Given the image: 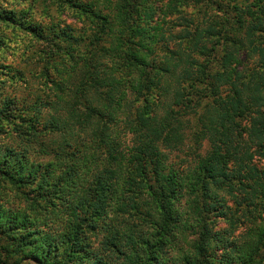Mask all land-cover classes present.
I'll list each match as a JSON object with an SVG mask.
<instances>
[{
  "label": "trees",
  "instance_id": "obj_1",
  "mask_svg": "<svg viewBox=\"0 0 264 264\" xmlns=\"http://www.w3.org/2000/svg\"><path fill=\"white\" fill-rule=\"evenodd\" d=\"M43 7L38 24L0 4V28L47 45L33 102L17 96L26 71L0 62V136L17 140L0 142V264H167L183 238L180 264H264V0ZM88 232L104 234L92 249Z\"/></svg>",
  "mask_w": 264,
  "mask_h": 264
},
{
  "label": "rangeland",
  "instance_id": "obj_2",
  "mask_svg": "<svg viewBox=\"0 0 264 264\" xmlns=\"http://www.w3.org/2000/svg\"><path fill=\"white\" fill-rule=\"evenodd\" d=\"M43 1V2H42ZM40 3H33V0H0L1 7L5 9L9 8L12 10H25L24 15L29 17L30 20L35 21V23L45 22L48 23L50 18L45 16V10L43 7V3L45 0H42ZM169 1V0H165ZM167 4V2H165ZM49 6L48 13L52 15L56 19L57 22L65 23L72 26L83 27L81 22H78L72 14L61 13L54 4L47 3ZM183 11L187 12V15L191 16H201L205 14V9L197 8L195 6H187L183 9ZM1 34L4 35L2 38L5 41L4 47H0V62H7L9 64L13 63L20 68L26 71L27 75V85L23 86V89L17 93V96L25 99L26 97L31 102L35 101V99L39 96L44 98V93L46 91L45 84V75L42 73L43 68V58L45 56V52L47 50L46 42L37 40L27 31L16 30L10 26H2L0 28ZM6 39V40H5ZM247 57L244 56L242 59L244 61L245 68L252 67L251 60H247ZM25 87V88H24ZM26 96V97H25ZM52 97V96H51ZM48 116V112L45 113ZM128 136V135H127ZM126 136V137H127ZM124 137L127 145H131L132 136ZM0 142L15 145L17 140L11 138H5L4 136H0ZM36 144L30 145V159L35 163H44L46 162V158L42 155V150ZM190 143L186 142L185 146L181 151H174L171 154V161L180 166L185 167L187 164L186 161L188 157V153L190 152ZM186 159V160H184ZM190 159V158H189ZM192 159V158H191ZM190 159V160H191ZM14 189H9L10 200L8 203L13 207H24L26 202L23 196H19V194ZM12 191V192H11ZM218 229L227 228V224L224 221L217 222ZM49 226H57V224L48 223ZM59 227V225H58ZM58 229V228H57ZM244 228H240L236 233L233 234L231 240L236 239L243 232ZM104 234L99 236L97 233L88 232L87 233V246L92 249L95 246H98L99 241L102 240ZM192 238V237H191ZM190 238V239H191ZM2 244L0 243V246ZM187 245V240L185 238L178 240L176 244L170 245L167 247L169 261L167 264H180L178 261V257L181 254L180 248L182 246ZM0 253L2 250L0 248ZM24 264H33L32 262H25Z\"/></svg>",
  "mask_w": 264,
  "mask_h": 264
}]
</instances>
